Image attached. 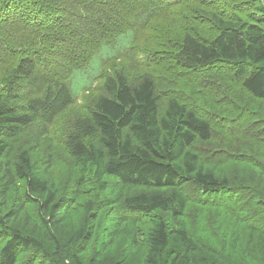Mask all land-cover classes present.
<instances>
[{
    "label": "trees",
    "instance_id": "16d2710c",
    "mask_svg": "<svg viewBox=\"0 0 264 264\" xmlns=\"http://www.w3.org/2000/svg\"><path fill=\"white\" fill-rule=\"evenodd\" d=\"M252 103L263 0H0V264H264ZM194 206L215 240L192 234Z\"/></svg>",
    "mask_w": 264,
    "mask_h": 264
},
{
    "label": "rangeland",
    "instance_id": "374dc122",
    "mask_svg": "<svg viewBox=\"0 0 264 264\" xmlns=\"http://www.w3.org/2000/svg\"><path fill=\"white\" fill-rule=\"evenodd\" d=\"M142 72H145V71H139V74H141ZM139 74L133 73L132 78L135 79L137 77V75H139ZM92 75H94V72H93V70H90L86 74H79L75 77V79L73 81L72 89H73V92L76 96H81L83 91H85L89 87H92L94 84L95 85L97 84V82H95V83L93 82V76ZM252 106H253V108H255V110H258L259 106L264 107V104L259 105V103L258 104L252 103ZM77 111H78V109H77ZM219 139L222 140V141H220V144L225 145V146H227V145L225 143H223V141L224 140H226V142L230 141V137L228 135L222 133V132L219 136L216 137V141H218ZM241 139H242V135H237V137L235 139V140H237V141H235V146H239V144H240L239 141ZM227 157H233V155H227ZM34 158L36 159L37 157L34 156ZM208 166L211 167V164H209ZM217 168H218V165H217ZM219 168H220V170H223L225 173H227L229 175L232 174V176L238 177V178L247 175L246 173L248 171L250 172V170H251V166L249 164H245L243 160H242V162L236 161L235 157H233V159L231 161L224 163L223 166H219ZM52 174H53V178L55 179L56 183H58L62 187H63L64 179H67V177L69 176L67 170H64L63 173L59 172V171H54ZM256 180L258 181L259 179L256 177ZM81 210H83L82 205H80L78 207V209L74 210V214L72 213V220H75V222H76L79 218H82L83 213L81 212ZM197 211H198V209L196 208V206L191 207L188 211L187 224H188L189 228L191 229L192 234L196 238L205 239L207 241L208 240H215L216 233H218V231H217L218 230V226H217L218 220L214 224V226H215L214 231H210L209 229H207L205 231L204 227L196 226L197 222L201 223V221H198V219L195 217V214L197 213ZM215 211L216 212H213L211 214H213L215 218L220 219V215L218 216V210H215ZM74 225H75V223H72V222H67L65 224L66 229H70ZM109 227L110 226L108 224L105 227V229H107ZM103 240L104 239H100L98 241L103 242ZM215 244L217 245V243H215ZM127 254H128V259H129L130 264H140L141 261H139V260H141L142 258L145 257L146 252H145V250H142L138 255H136L137 253H135L131 250L129 252V250H127Z\"/></svg>",
    "mask_w": 264,
    "mask_h": 264
}]
</instances>
